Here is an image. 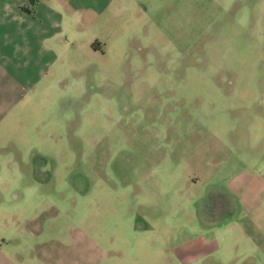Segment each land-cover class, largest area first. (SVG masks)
Here are the masks:
<instances>
[{
  "label": "rangeland",
  "instance_id": "obj_1",
  "mask_svg": "<svg viewBox=\"0 0 264 264\" xmlns=\"http://www.w3.org/2000/svg\"><path fill=\"white\" fill-rule=\"evenodd\" d=\"M133 4L103 50L78 46L70 71L8 89L24 101L0 147V257L264 264V219L208 204L258 171L245 135L264 119V0Z\"/></svg>",
  "mask_w": 264,
  "mask_h": 264
},
{
  "label": "crops",
  "instance_id": "obj_2",
  "mask_svg": "<svg viewBox=\"0 0 264 264\" xmlns=\"http://www.w3.org/2000/svg\"><path fill=\"white\" fill-rule=\"evenodd\" d=\"M133 3L134 0H0V147L8 144V118L24 101L8 100V89L17 92L32 88L43 76L35 74L70 71L77 63L78 46L90 47L93 53L103 50L110 37L105 32L109 22L122 19L126 10L134 8ZM58 101L53 106L71 104V100ZM260 123L261 130L254 133L249 130L245 135L250 150L254 146L261 148L260 153L256 149L248 152L246 163L249 170L258 171L235 172L228 181V195L215 192L208 198V204L212 197L214 204L215 200L219 202L213 208L215 211L222 201L230 208L239 205L250 217L249 224L255 216L264 219V119ZM211 210L207 208L208 213ZM43 245V242L36 243L35 248L41 249ZM44 258L40 252L37 260L44 261ZM0 264L15 263L3 255ZM49 264L59 262L51 260Z\"/></svg>",
  "mask_w": 264,
  "mask_h": 264
}]
</instances>
